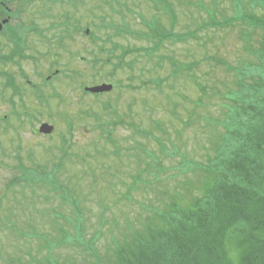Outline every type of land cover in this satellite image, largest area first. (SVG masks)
Listing matches in <instances>:
<instances>
[{
    "label": "rangeland",
    "instance_id": "374dc122",
    "mask_svg": "<svg viewBox=\"0 0 264 264\" xmlns=\"http://www.w3.org/2000/svg\"><path fill=\"white\" fill-rule=\"evenodd\" d=\"M70 1L47 5L45 16H36L47 39L33 33L23 38L29 54L41 51L38 63L18 56L0 60V69L18 86L12 99L23 120L0 118V264L19 258L35 264L34 258L48 257L57 264H108L114 244L122 243L131 228H141L160 198L188 196V184L201 178L198 167L213 154L229 103L225 96L236 88L238 72L246 73L248 81L250 76L264 79L261 31L240 19L244 13L263 14L254 0H161L157 9L146 0H72L74 6ZM23 2L9 4L20 8L13 25H27L30 13L43 11V4ZM65 13L72 14L77 29L87 27L89 33L78 29L68 36L67 28L52 29ZM154 20L164 35L179 38L162 41L152 52ZM24 27L16 33L22 53ZM114 45L130 50L119 68L113 64L120 51L109 52ZM12 50L0 35V55ZM53 68L76 74L44 82L40 75L46 77ZM20 69L43 98L21 82ZM3 81L0 117L12 109L11 90ZM81 83L114 87L100 96L85 95ZM45 122L54 127L49 135L37 131ZM18 159L38 171L58 164L55 181L61 190L41 183L33 191L21 183L5 188L19 176L14 169Z\"/></svg>",
    "mask_w": 264,
    "mask_h": 264
},
{
    "label": "trees",
    "instance_id": "16d2710c",
    "mask_svg": "<svg viewBox=\"0 0 264 264\" xmlns=\"http://www.w3.org/2000/svg\"><path fill=\"white\" fill-rule=\"evenodd\" d=\"M149 1L154 7L157 5V0ZM254 1L261 4L257 7L263 14L251 13L247 19H241L254 30L260 29L264 42V0ZM72 20V14L62 17L63 29L66 26L69 29L65 31L68 36L73 30ZM150 30L152 36L161 33L157 23ZM169 38L177 40L179 36L161 33L156 44L159 46L163 39ZM122 51L125 52L120 61L130 52ZM72 72L76 74L74 69ZM100 74L98 71L95 75ZM247 76L239 71L236 88L225 96L229 103L225 104L220 122L222 131L214 142L212 156L198 167L201 178L188 184V196L168 194V200L160 198L142 227L131 228L122 243L114 244L113 260L108 264H264V79L250 76L248 81ZM18 121L23 120L18 118ZM2 129L7 130V125ZM62 152L67 154L64 148ZM14 169L19 176L6 185L7 189L21 183L23 189L29 187L33 191L34 185L41 183L55 191L61 190L55 181L58 164L51 171H38L35 167H25L18 159ZM63 195L69 198L67 190ZM78 221L80 238L83 231L80 215ZM34 261L57 264L50 257L38 261L34 258ZM7 264L32 263L19 258Z\"/></svg>",
    "mask_w": 264,
    "mask_h": 264
},
{
    "label": "flooded vegetation",
    "instance_id": "af4514ba",
    "mask_svg": "<svg viewBox=\"0 0 264 264\" xmlns=\"http://www.w3.org/2000/svg\"><path fill=\"white\" fill-rule=\"evenodd\" d=\"M7 1L8 0H0V20L4 19L6 17H9V21L7 23L3 24L2 30L0 31V35H3L5 37V40H7V42L12 43L13 50H12L11 55H8V54L0 55V60H2L3 62H7L8 60L11 59V61H12L15 56H18V57L22 58L24 62H28L29 60H33V62L36 63L37 61L40 60V59H38V57L41 56V54H42L41 51L36 50V54H29V50L31 49V47L28 44L27 39L23 40V38L25 37V35L29 36V34L33 33L31 35L39 37L41 39H45L43 36L44 32H42L45 26L42 25L41 27H39L37 25V23L35 22L36 18H37L36 16H41V17L45 16V11H44L45 6L53 5L57 2H64V0H24L23 4L24 3H26V4L30 3V4H32V7H37L40 4H43V11L42 12L41 11L40 12L34 11V12H32L34 15L32 13H30V20H29L30 22L28 21L27 25H23V23H20L19 21L18 22L16 21L14 23V25L12 24V21L17 20L18 16H16V12H17V14H19L20 8L18 10H15L16 8L10 7L9 3H7ZM20 2H19V5H20ZM5 3H7V4H5ZM2 7H3V9H2ZM4 11H5V13H4ZM18 20H19V18H18ZM20 26H26V27H24L25 28L24 29L25 34L22 36V38L20 40L21 41V50H23L24 53H22L21 51L20 52L17 51V48H20L19 45L17 47L19 38H18L17 34H14L17 31V28H19ZM74 32H76V29L73 31V33ZM16 40H17V43H16ZM19 74L21 75V82H26L27 84L33 85V86L37 85V84H35V85L31 84V82L28 80V75L26 74L24 69H20ZM0 78L4 80L3 81L4 89L9 88L11 90V96L9 97L8 102L10 103L11 108H12L9 115L5 114V115H2L0 118L3 120H9V117L12 116L15 119H18V118L21 119V114L15 109L14 101L12 99V97L14 95H18V91H19L18 86L16 85L13 76L8 71L0 69ZM9 85L15 86L17 91L13 92V94H12V87Z\"/></svg>",
    "mask_w": 264,
    "mask_h": 264
},
{
    "label": "water",
    "instance_id": "95a60500",
    "mask_svg": "<svg viewBox=\"0 0 264 264\" xmlns=\"http://www.w3.org/2000/svg\"><path fill=\"white\" fill-rule=\"evenodd\" d=\"M6 21H7V19H4L0 22V30H1L2 24L5 23ZM111 88H112L111 84H108V85L102 84L100 86H95L92 88H86V90H89L91 92H102V91H109ZM52 130H53V126H51L47 123H42L39 126V132L44 133V134H49L52 132Z\"/></svg>",
    "mask_w": 264,
    "mask_h": 264
}]
</instances>
